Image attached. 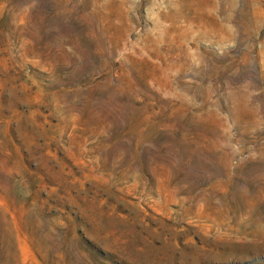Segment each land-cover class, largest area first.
<instances>
[{
    "label": "rangeland",
    "instance_id": "374dc122",
    "mask_svg": "<svg viewBox=\"0 0 264 264\" xmlns=\"http://www.w3.org/2000/svg\"><path fill=\"white\" fill-rule=\"evenodd\" d=\"M0 264H264V0H0Z\"/></svg>",
    "mask_w": 264,
    "mask_h": 264
}]
</instances>
